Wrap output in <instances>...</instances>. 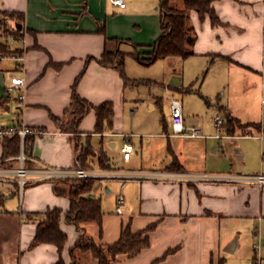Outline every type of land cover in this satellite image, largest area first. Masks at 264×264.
<instances>
[{
	"label": "crops",
	"instance_id": "1",
	"mask_svg": "<svg viewBox=\"0 0 264 264\" xmlns=\"http://www.w3.org/2000/svg\"><path fill=\"white\" fill-rule=\"evenodd\" d=\"M124 1L125 8L114 5L111 0H0V13L19 14L22 30L19 39L14 36L5 38L0 32V44H6L10 51H14L12 54L0 52V57L4 56L0 59V126H26L45 132L43 136H31L34 140L30 152L25 153L21 143L16 158H3L0 139V169L17 168L18 157L22 152L29 168H75L77 148L81 150L90 146L95 152L102 151L113 168L126 172L167 171L176 163L181 168L178 172L243 175L231 171L233 165L229 171H210L207 141L229 139L237 144L236 139L239 137H254V133L262 132V125L243 121L225 107H221L225 113L250 124L252 132L249 135L236 132L231 135L226 129L223 130L224 127L223 131H219L215 127V119L213 123L217 135H206L198 126L204 138L185 139L169 136L171 133L161 135L167 139L199 141V164L196 166L189 167L188 161L176 149L168 162L161 165L124 169L111 161L103 144L105 137L110 138L109 148L115 151L119 146L115 138L122 140L119 155L125 164L132 162L136 151L134 148L130 161L123 159L121 149L127 135L124 133V112L129 100V88L136 83L125 84L118 70L105 67L100 61L112 46L118 50L122 46L129 47L133 51L119 52L134 59L136 55L148 58L152 46L162 33L160 13L158 6L155 8L154 0ZM212 6L220 20L218 25H212L208 15L201 20L195 11L190 14L191 36L195 39L190 47L194 53L191 57L199 56V65L203 68L205 64L209 66L211 58L222 56L223 59H217L212 65L223 64L230 73L237 72L242 83L250 90L255 84L256 97L259 98L264 90V0H217ZM171 59L179 58L165 60ZM126 66L125 63L126 78L136 82L134 77L126 73ZM14 77L25 80L27 87L23 102L17 99L18 90L9 91ZM78 77L76 92L81 98L94 106L104 102L113 103L114 123L108 132L95 133L94 111L86 115L77 132L73 133H62L52 120L51 116H55L63 125L70 126L68 111ZM150 108L155 110L154 102L150 103ZM169 110L171 112L170 107ZM183 114L185 124L196 127L188 123L184 110ZM252 124L260 125V130H254ZM168 128L171 129V119L169 125L165 124V129ZM223 132L226 135H222ZM133 137L131 135V139ZM94 138L100 139L98 149L92 144ZM218 153V149L213 150V154ZM236 157L241 161L247 158L239 152ZM95 163L99 165L95 156L87 161L93 169H100L93 165ZM212 166L213 170H218L221 165L214 163ZM220 168L223 170L224 166ZM114 181L124 184L131 182L132 185L127 198L123 194L117 196L125 199L123 214L116 213L108 217L104 214L102 236L94 223L83 225L85 232L105 247L119 240L127 224H130L133 232L155 225L149 233L148 248L132 259L120 256L115 264H218L220 258H225L227 264H253L258 258L253 245L259 240L264 241V187L206 180L195 183ZM4 183L7 189L0 188V233L8 234L13 230L18 236L16 242L10 244L11 249L8 244L1 242L0 264H57L60 254L55 246L42 244L31 247L36 225L24 219L26 214L45 213L54 208L67 212L70 208L69 199L54 193L56 183L45 182L30 185L22 201L18 195L19 207H16L10 204V197L18 194V186L14 182L0 180L1 185ZM106 183L103 182L98 188ZM106 191L111 192L108 188ZM91 194L96 197V190ZM91 225L95 227L89 230ZM60 227L68 236L62 259L64 264H71L70 250L82 233L67 225L64 218ZM233 243L235 249L237 244L239 247L235 256L226 252V248ZM77 252L81 257L86 255ZM259 257L260 264H264V244Z\"/></svg>",
	"mask_w": 264,
	"mask_h": 264
},
{
	"label": "rangeland",
	"instance_id": "2",
	"mask_svg": "<svg viewBox=\"0 0 264 264\" xmlns=\"http://www.w3.org/2000/svg\"><path fill=\"white\" fill-rule=\"evenodd\" d=\"M154 1L156 2V8L159 5V0ZM5 21L4 16L0 15V32L3 34L5 30L2 25ZM121 50L124 53L133 51L127 46H122ZM121 50H118L116 46H112L109 52L116 54ZM125 61L128 69L126 73L134 77L137 84L129 88V100L126 104L123 119L124 133L130 135V137L134 135L131 142L136 151L133 154L132 162L125 164L119 155L122 140L115 138L119 145L118 150L115 151L109 148L110 138L105 137L103 144L108 151L109 158L117 167L139 169L154 164H165L172 157V152L175 149L182 153V157L188 161L189 167L199 164V141L167 139L161 136L171 133L170 128L165 129V124H170V99L175 98L182 103L183 110L188 117V123L200 127L206 135H217L213 123L217 116L224 121L223 130L226 129L227 113L221 107L229 108L235 117L243 121L260 123L262 132L254 133V137H239L236 139L237 144L229 139L208 140L207 154L210 157V171H229L233 165L231 171L235 173L243 175L253 172L264 173V90L263 95L257 98V86L255 84L250 90L242 83L237 72L230 73L223 64L212 65L209 68L205 64L202 68V65H199V56L189 57L184 61L181 59L159 60L151 66H143L132 56L125 54ZM205 100H209L211 105L208 106ZM151 102H154L155 110H151ZM118 118L121 119V115ZM249 125L248 123L239 122L236 125V133L249 135L252 132ZM108 131L106 129V132ZM225 133L223 132L222 135ZM73 136L75 137V135ZM99 140L94 138L92 144L95 148L99 146ZM214 149H218L219 153L213 154ZM237 152L246 155L247 158L242 161L239 160L236 157ZM99 156L100 152L95 155L96 159ZM214 163L221 165L218 170L217 168L212 169ZM93 165L99 166L96 163ZM222 166H224L223 170L220 168ZM98 183V186L103 185L101 182ZM2 185L0 184L1 189H7L6 183ZM131 186V182L124 184L112 180L107 181L103 187L96 190L95 196L101 200L105 216L116 215L115 200L117 196L123 194L127 198V193H131ZM28 188L29 186L25 192ZM106 188L111 192L108 193ZM10 200L11 205L19 207L18 194L10 197ZM93 226L91 225L89 230ZM85 235L91 238L86 232ZM17 236V232L13 230L8 234L0 233V244L4 242L11 249L12 245L10 244L16 242ZM92 240L99 248L102 247L98 240ZM238 250L237 244L234 252L229 253L227 250L226 252L235 256ZM76 258L79 264H96V260L91 254L81 257L77 252Z\"/></svg>",
	"mask_w": 264,
	"mask_h": 264
},
{
	"label": "trees",
	"instance_id": "3",
	"mask_svg": "<svg viewBox=\"0 0 264 264\" xmlns=\"http://www.w3.org/2000/svg\"><path fill=\"white\" fill-rule=\"evenodd\" d=\"M217 0H159L158 11L161 19V35L155 44L152 46L148 58H142L136 55V60L143 66H151L159 60L169 58H179L186 60L194 53L190 47L194 44V38L191 36V18L190 14L195 11L201 20L205 16H209L212 25L220 24V20L212 6V3ZM6 21L2 27L5 30L4 37L8 38L14 36L20 38L19 34L22 32L20 15L13 12H1ZM0 52L3 54H12L10 48L6 44H0ZM217 59H223L222 56L211 58L210 67ZM105 67L115 68L120 72L125 80V84H137V82L129 81L125 76V55L117 52L112 54L106 51L100 61ZM78 77L74 84V92L72 96L71 106L68 114L71 117L70 126L66 127L62 121L51 116L52 120L57 124L62 133L77 132L78 126L82 120L91 111L95 112L96 125L95 133H104L106 129H111L114 123V105L112 102H104L99 106H94L87 100L81 98L76 92V85L79 81ZM206 104L210 106V101L205 100ZM227 125L225 128L227 132L234 135L236 132V125L239 120L227 115ZM224 127V126H223ZM254 130H260V125L252 124ZM33 137L28 136L24 141V152H30L33 146ZM3 144V158H16L20 153L21 140L18 136L6 137L2 139ZM77 167L85 169H93L87 164L90 157L95 156V152L90 146H86L81 150L77 148ZM99 167L102 170L117 169L113 168L107 156L100 151L98 157ZM171 170L181 171V168L173 163ZM62 183V185H58ZM54 186V193L59 197H67L70 201V208L67 212H63L59 208L50 209L45 213H29L25 215L27 223L36 225L35 236L32 240L31 247L42 244L53 245L57 248L60 259L57 264H64L62 253L68 241V236L61 230V221L67 225L75 227L78 232H81L79 239L70 250L72 263L79 264L76 258V252L82 254H91L96 260L97 264H115L118 257L125 256L128 259L135 258L144 249L150 245L149 233L154 229L155 225H151L145 230L133 232L130 224H127L122 232L119 240L114 244L99 248L95 242L85 235L83 225L94 223L99 227V235L103 232V208L100 199L90 197V194L98 189L99 184L96 180H74L56 182ZM1 202V200H0ZM218 264H226L225 258H220Z\"/></svg>",
	"mask_w": 264,
	"mask_h": 264
},
{
	"label": "built area",
	"instance_id": "4",
	"mask_svg": "<svg viewBox=\"0 0 264 264\" xmlns=\"http://www.w3.org/2000/svg\"><path fill=\"white\" fill-rule=\"evenodd\" d=\"M114 5L125 8L126 3L124 0H111ZM14 39V38H13ZM4 58L1 56L0 59ZM264 76V62L263 71ZM26 84L23 78L14 77L11 81L9 91L18 90L20 93L17 99L20 102L25 100ZM171 109V134L169 136L179 137L185 139H199L204 138L199 128L194 126H187L185 124V118L183 114L182 103L173 98L170 99ZM224 121L220 117L215 118V127L220 131L223 129ZM45 132L41 130H33L26 126H0V139L6 137L18 136L21 140L24 148V141L28 136H43ZM220 137V136H218ZM123 159L130 161L134 152V146L131 142L129 135L125 136V143L121 149ZM27 158L24 152L18 157L19 166L17 168L0 169V180L4 182H14L18 186V195L20 200H23L24 192L26 188L33 184H40L45 182H62V181H74V180H96L97 182H106L111 180H153L159 182L166 181H182V182H199V181H214L225 183H248L254 184L261 188L264 187V174L258 175H208V174H192L184 173L173 170L167 171H138V172H126L120 169L102 170V169H85L80 167L75 168H53L44 166L41 168H29L26 166ZM92 197V194H90ZM125 207V199L123 196H119L116 201V213L121 215ZM264 241L259 240L253 245V250L258 258L253 264H260V255Z\"/></svg>",
	"mask_w": 264,
	"mask_h": 264
},
{
	"label": "water",
	"instance_id": "5",
	"mask_svg": "<svg viewBox=\"0 0 264 264\" xmlns=\"http://www.w3.org/2000/svg\"><path fill=\"white\" fill-rule=\"evenodd\" d=\"M226 250H227V252H229V253L234 252V251H235V244H234V243L231 244Z\"/></svg>",
	"mask_w": 264,
	"mask_h": 264
}]
</instances>
